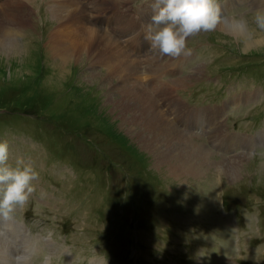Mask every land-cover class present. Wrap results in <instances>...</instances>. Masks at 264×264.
<instances>
[{"label":"rangeland","instance_id":"rangeland-1","mask_svg":"<svg viewBox=\"0 0 264 264\" xmlns=\"http://www.w3.org/2000/svg\"><path fill=\"white\" fill-rule=\"evenodd\" d=\"M10 1L14 0H1L0 6L5 5L4 9L20 15L25 20L26 28L22 31H16L15 27L12 29L20 47L15 55L0 52V140L11 139L19 145L16 150L9 151L10 163L15 162L17 157H22L23 153L24 158L29 155L38 163L39 172L44 164L63 174L55 180L53 194L54 198H61L58 212L66 218L60 222L53 213L40 211L38 220L46 219V223H37L35 217L29 221V226L32 227L30 233L39 231L44 235L43 241L39 245L35 244L31 263L37 264L49 256L50 264H239L234 241L218 243L214 253H211L212 244L227 235L228 228L200 233L198 229L193 230L191 223L198 225L203 222L202 228L207 229V222L214 211L215 226L216 220L221 218L217 207L212 204L218 184L222 183L230 196L235 195L233 187L242 181L246 183L249 175L253 176L254 183L264 184V162L254 167L249 163L251 158L245 155L225 161L228 162L224 163L227 167L239 158H246L243 165L236 169V175L232 179L224 175L219 165L220 169L216 173H206L205 177L195 181L192 175H188L189 179L182 183L166 176V166L157 171L153 156L148 151L145 152L144 148L141 149L135 137L131 138L126 134L118 119L119 112L114 111L110 102H106V92L111 87L106 79L107 70L90 68L92 63L89 64L87 57L81 62L70 59V63L64 66L51 54L50 49L60 43L49 42V37L62 30L63 26H59L60 21L57 24V8H51L45 0H37L33 3L34 6L25 5L24 8ZM112 1L110 8H121L126 3L128 9H133L141 19V33H147L146 26L150 22L153 0H104L103 3ZM53 4L57 5V2L53 1ZM76 6L77 4L73 7ZM244 11L242 6L231 9L236 21L248 23L253 34L251 41L264 39V31L258 29L253 22L254 15L249 13L242 16ZM101 12L106 23L109 17L113 18L111 23L116 21L115 14H110L106 9L102 11V6ZM44 20L48 21V27L41 29L44 30L43 36L40 35L39 26ZM206 34L209 33L201 32L194 36ZM44 39L45 45L40 43ZM80 40L91 45L89 41L82 38ZM195 40L198 48L203 47L201 41H208L214 49L213 52L209 49L198 51L197 47L191 50L190 57L198 60L210 55L206 63L208 70L206 66H202L186 80L185 87H172L174 91H168L179 103L186 102L181 98L190 96L193 99H188L184 107L196 102L215 106L220 99L227 107H233L230 103L246 89L251 91L255 87L258 94L264 90V82L260 78L264 77V43L251 47L245 53V42L220 32ZM77 45L74 42L66 47L68 52L71 51V57L76 55ZM121 45L126 46L123 42ZM136 48L140 66L148 67L145 64L148 60L146 45L143 48L139 43ZM165 58V61H169ZM156 65L162 67V63L157 62ZM173 68L174 66L167 67L166 73ZM206 71L208 77H205ZM157 72L160 76L165 73L159 69ZM141 79L139 77L138 82ZM167 79L168 76L162 80ZM112 81V92H118L117 81ZM108 82L109 85H106ZM149 98L158 103V97L153 93ZM241 107L248 108L249 104ZM168 116L175 122L169 114ZM198 126L199 123L194 124L191 129ZM105 151L134 175V186L129 190L132 192L134 187L137 188L151 202L150 213L143 222L146 226L143 224V229L139 232L138 244L136 237H130L132 232L128 229L127 221L117 215V207L124 200L128 187L122 180L115 184L110 182L107 172L115 168L117 163L109 159L104 154ZM208 156L217 164L220 162L218 155ZM31 159L25 161L31 163ZM218 172H222V177L216 178L220 175ZM159 190L163 192L162 195ZM237 196L240 200L245 199L242 191ZM193 197L194 202L190 204ZM53 227H59V234L54 235L53 246H49L45 242V236ZM92 237L102 254L92 242L86 240ZM131 239L135 242V248ZM260 244L264 248V241ZM134 255L135 258L129 261L128 256ZM250 257L241 264H264V250L262 255L251 253ZM259 260L261 261L258 262Z\"/></svg>","mask_w":264,"mask_h":264},{"label":"bare ground","instance_id":"bare-ground-1","mask_svg":"<svg viewBox=\"0 0 264 264\" xmlns=\"http://www.w3.org/2000/svg\"><path fill=\"white\" fill-rule=\"evenodd\" d=\"M36 1L14 0L10 2L20 4L24 8L25 5L34 6L35 4L33 3ZM86 1L92 5V8H89L83 0L58 1L62 7L57 8L55 16L58 21L57 24L59 25L60 21L61 24L59 26L63 25L64 30L62 26V30H58L56 34L50 35L49 42L60 43L50 49L52 51L51 54H54L63 65L68 64V62L70 63V59H75V61L80 60L81 62L87 57L89 64L92 63L89 66L90 68H109V71L106 73V79L110 82L111 87L109 92H106V102H110L115 108L114 111L119 112L118 119L121 120V127L124 128L123 130L126 134L130 135L131 138L135 137V141L139 142L141 149L144 148L145 152L148 151L153 156L155 159L154 166L155 168L157 167V171L159 168L166 166V170L164 169L166 176H171L179 183H182V181L189 179L188 175H192L193 181H195L202 178L206 173L209 175L210 172L218 171L220 166L228 179L234 178L236 169H239L246 158H239L226 167L224 163L228 162L220 161L217 164L215 160L209 158L205 150L189 144L177 124L179 123V116L173 118L175 122L170 120L168 113L161 109L158 103H154L149 98L150 93H146V87L150 85L148 83L145 84V88L143 89L139 87L138 76L141 68L134 59L130 58L127 50V48L132 46L134 41H121L114 30H111L106 25L103 26L106 22L99 17L98 13L100 11L99 7L104 0H97L96 2ZM76 4L77 6L73 7ZM4 7L5 5L0 6V52L10 56L15 55L16 51L20 48L16 37L12 33L13 27L15 26L14 29L16 31H22L26 26L25 20L20 15L13 14L12 11L7 8L5 10ZM73 10H76V12ZM86 18H88L90 25L93 27H99L102 19V30L90 27ZM112 19V17H109L108 21ZM105 28L107 31H105ZM56 29H58V26ZM249 29L250 27L246 21L231 19L219 22L216 29L211 32H220L223 35H230L232 38H236L237 41L241 40L243 41L242 43L245 42V46L244 44L243 46L246 48L243 52L248 53L247 51L251 47H258L264 43L263 38L251 41L253 34H251V30ZM80 38L84 39V41H89L91 45H87L88 43L85 42L82 43ZM74 42L78 43V47L75 50L76 55L71 57L72 53L71 51L68 52L66 47H70ZM121 42L126 46L122 47ZM165 57L159 56L156 52L150 54L147 58L148 70L155 72L160 77L157 71L158 69L160 71L163 69H160L156 64L157 62L162 63L161 60ZM123 74L125 75L123 76ZM112 80L117 81L118 89L116 90L118 92H112L114 88ZM186 80L182 79L171 83L169 89H177L179 86L185 87L184 83ZM109 82L106 85H109ZM153 89L155 90L154 96L161 97L158 86ZM108 94L110 95L109 97ZM169 94L172 93L170 92ZM9 227L10 233L14 231L16 233L15 238L19 237L21 225L10 222ZM23 234H26L25 230H23ZM5 235H8L7 231H5ZM29 238L30 240L32 239L31 236L27 237V239ZM27 239L24 238L21 243L23 245L26 244V248L30 246L29 253L32 255L34 249L33 242L28 243L25 241ZM6 254H8V258ZM28 260V258H25L23 263L28 264ZM17 261L18 259L14 257L12 248L7 247L4 249V247H0V264H14ZM45 264L50 263L47 261Z\"/></svg>","mask_w":264,"mask_h":264},{"label":"clouds","instance_id":"clouds-1","mask_svg":"<svg viewBox=\"0 0 264 264\" xmlns=\"http://www.w3.org/2000/svg\"><path fill=\"white\" fill-rule=\"evenodd\" d=\"M151 9L145 39L150 50L170 58L190 55L188 38L214 31L221 15L218 0H153ZM253 22L264 31V10L255 12ZM9 159L8 143L0 142V218L4 220L25 207L35 191L33 182L39 179V173L23 157L16 158L15 166ZM17 259L22 264L23 257Z\"/></svg>","mask_w":264,"mask_h":264}]
</instances>
